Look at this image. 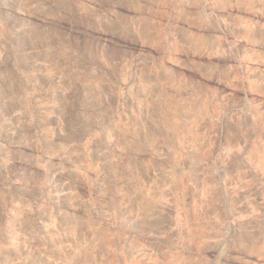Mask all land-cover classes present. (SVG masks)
I'll use <instances>...</instances> for the list:
<instances>
[{
  "label": "rangeland",
  "instance_id": "374dc122",
  "mask_svg": "<svg viewBox=\"0 0 264 264\" xmlns=\"http://www.w3.org/2000/svg\"><path fill=\"white\" fill-rule=\"evenodd\" d=\"M0 264H264V0H0Z\"/></svg>",
  "mask_w": 264,
  "mask_h": 264
}]
</instances>
